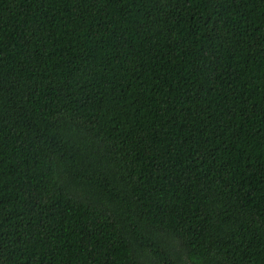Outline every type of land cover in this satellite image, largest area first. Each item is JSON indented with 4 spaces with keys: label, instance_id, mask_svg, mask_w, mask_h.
Wrapping results in <instances>:
<instances>
[{
    "label": "trees",
    "instance_id": "obj_1",
    "mask_svg": "<svg viewBox=\"0 0 264 264\" xmlns=\"http://www.w3.org/2000/svg\"><path fill=\"white\" fill-rule=\"evenodd\" d=\"M0 264H264V0H0Z\"/></svg>",
    "mask_w": 264,
    "mask_h": 264
}]
</instances>
